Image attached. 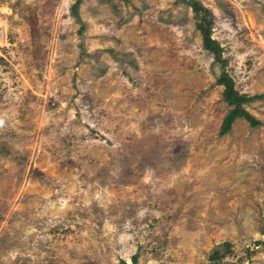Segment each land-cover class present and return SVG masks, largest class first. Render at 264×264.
<instances>
[{"label": "rangeland", "instance_id": "374dc122", "mask_svg": "<svg viewBox=\"0 0 264 264\" xmlns=\"http://www.w3.org/2000/svg\"><path fill=\"white\" fill-rule=\"evenodd\" d=\"M0 0V264H264V98L237 119L191 0ZM264 94V0H198Z\"/></svg>", "mask_w": 264, "mask_h": 264}, {"label": "trees", "instance_id": "16d2710c", "mask_svg": "<svg viewBox=\"0 0 264 264\" xmlns=\"http://www.w3.org/2000/svg\"><path fill=\"white\" fill-rule=\"evenodd\" d=\"M79 3L80 0L74 5L75 9L78 7ZM189 4L193 8V11L199 16L197 27L202 33L204 48L215 55L216 62L221 66L222 71L217 80V84L224 86L223 97L228 105L231 106L230 111L221 125L220 134L225 135L229 133L233 123L239 118L246 120L252 127L260 125L261 122L247 111L244 105L255 99H263L264 94L250 96L247 94H241L235 88L234 79L224 69L225 61L221 57L219 44L212 37L213 29L211 11L204 7V5L198 0H191Z\"/></svg>", "mask_w": 264, "mask_h": 264}]
</instances>
